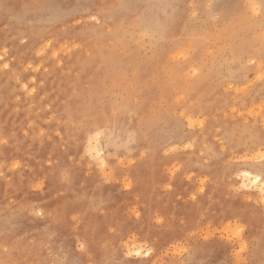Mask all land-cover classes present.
I'll return each instance as SVG.
<instances>
[{
	"label": "rangeland",
	"instance_id": "374dc122",
	"mask_svg": "<svg viewBox=\"0 0 264 264\" xmlns=\"http://www.w3.org/2000/svg\"><path fill=\"white\" fill-rule=\"evenodd\" d=\"M89 141L112 183L81 159ZM65 168L72 191L100 188L114 214L97 220L87 255L69 225L45 241L29 214L64 203ZM0 172V264H123L118 239L102 246L104 224L136 204L137 235L157 254L133 264H162L173 241L187 249L174 264H264V205L255 188L236 190L251 186L246 173L264 181V0H0ZM42 174L46 191H31ZM154 210L170 230L157 232ZM233 218L244 233L222 239L217 226Z\"/></svg>",
	"mask_w": 264,
	"mask_h": 264
},
{
	"label": "snow or ice",
	"instance_id": "6c2138e0",
	"mask_svg": "<svg viewBox=\"0 0 264 264\" xmlns=\"http://www.w3.org/2000/svg\"><path fill=\"white\" fill-rule=\"evenodd\" d=\"M46 47H51L49 43ZM37 55H44V49L37 53ZM7 67V65H5ZM27 90V84L24 85ZM35 89H32L34 92ZM7 143V141H3ZM82 160L87 159L89 162V168H95L102 174V185L110 184L112 180L108 178V163L103 158V154L95 147L92 141H89V145L83 153ZM59 161H53L51 158L47 160L46 167L51 170L54 164H58ZM22 167L21 162L17 161L12 164L11 170L18 171ZM4 173L0 172V177H3ZM172 175H175L173 172ZM48 175L42 174L40 177L34 179L29 184V189L34 192H45L47 189ZM59 182L63 185V188L57 191L56 197L63 198L64 203L55 209H46L38 204L29 205V214L34 220L43 221L45 226L44 240L53 241L59 235V229L65 225H69L74 233V239L76 240V251L80 254L87 255L90 250V236H94L97 231L100 230V225L97 223L98 219L108 220L110 215H114L109 207V202L103 195L100 188H97V193L91 195L84 193H77L71 190V185L74 183V177L70 169H63L59 173ZM120 183L121 190L124 192H131L134 185L124 180ZM201 185L205 184V181L201 180ZM255 188L259 192L258 203L264 205V183H261V177L257 176L251 181V186L248 184H241L237 191L252 190ZM166 191H173L172 184H166L164 186ZM206 191L205 187L201 186L198 190L199 194H203ZM181 199V197H177ZM190 199L195 202L198 199V194H192ZM144 207L139 204L133 205L126 209L122 219H113L112 222L104 224L105 239L102 242V246L107 250L113 245L115 240H119L122 251L121 256L123 258V264H133V261L142 262L151 260L157 254V249L154 242L147 238L137 235L136 225L139 224L144 217ZM151 223L154 225L158 233L170 230L171 217L161 214L159 210H154L151 214ZM209 233L203 235L204 240H208L209 235H215L211 232L212 224L208 223ZM216 231L219 233L222 239L232 241L240 240L242 234L245 231V227L238 219H226L221 221L217 226ZM135 238L138 242L132 244V239ZM42 247L49 248L50 245L42 242ZM246 244L241 243L238 249L237 255L244 252ZM187 253V249L184 248L181 243L173 241L169 248L164 251L162 257V264H174V259L179 257L184 258ZM67 256V254H65ZM54 264H79L78 259L68 260L60 259L55 261ZM94 264V262H89ZM106 264H111L110 261H106ZM201 264H210V261L205 259L201 261Z\"/></svg>",
	"mask_w": 264,
	"mask_h": 264
},
{
	"label": "bare ground",
	"instance_id": "6f19581e",
	"mask_svg": "<svg viewBox=\"0 0 264 264\" xmlns=\"http://www.w3.org/2000/svg\"><path fill=\"white\" fill-rule=\"evenodd\" d=\"M259 7H261V6H259ZM136 21V20H135ZM134 27V26H133ZM140 27V26H139ZM135 30V29H134ZM196 39V38H195ZM203 40V39H202ZM45 47V46H44ZM176 56V55H175ZM215 66V65H214ZM186 73H188V72H186ZM185 77V76H184ZM199 78V77H198ZM197 80V79H196ZM25 94V93H24ZM161 117V116H160ZM163 117V116H162ZM97 132V131H96ZM245 177H248L249 178V180H251L252 181V179H254L255 177H257V176H253L251 173H246V176ZM261 183H264V181L261 179Z\"/></svg>",
	"mask_w": 264,
	"mask_h": 264
}]
</instances>
